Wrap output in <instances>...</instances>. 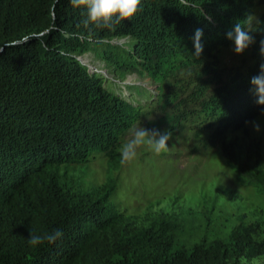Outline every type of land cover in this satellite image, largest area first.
Masks as SVG:
<instances>
[{
	"label": "trees",
	"instance_id": "16d2710c",
	"mask_svg": "<svg viewBox=\"0 0 264 264\" xmlns=\"http://www.w3.org/2000/svg\"><path fill=\"white\" fill-rule=\"evenodd\" d=\"M257 2L264 0H146L131 21L98 30L84 26L72 0H0V264H246L243 258L264 255L257 223L226 236L192 237L168 216L118 211L109 203V184L84 191L60 171L96 152L114 158L139 115L102 72L83 62L88 51L122 71L142 67L164 83L179 71L196 70L200 79L209 73L221 82L210 100L217 125L226 118L227 128L237 129L263 111L250 80L264 64V30L252 33L245 64L228 75L216 64L233 44L226 33L254 14ZM259 20L264 27V15ZM197 29L203 31L199 57ZM127 35L129 48L110 41ZM225 154L236 178L264 194L259 142ZM56 228L64 235L55 244H28L30 231Z\"/></svg>",
	"mask_w": 264,
	"mask_h": 264
},
{
	"label": "rangeland",
	"instance_id": "374dc122",
	"mask_svg": "<svg viewBox=\"0 0 264 264\" xmlns=\"http://www.w3.org/2000/svg\"><path fill=\"white\" fill-rule=\"evenodd\" d=\"M253 15L258 19L264 15V2H257ZM110 41L129 48L133 37ZM250 51L249 47L237 55L234 43L223 48L216 63L218 69L228 75L231 69L252 58ZM80 57L90 69L102 72L105 83L132 102L139 115L120 140L114 158L96 152L82 162L63 164L61 172L84 191L109 184V203L118 211L131 217L146 213L168 216L182 224L185 234L192 237H202L204 232L226 236L231 229L252 223L264 229V194L236 178L225 154L226 150L233 151L236 156L237 150L250 140L259 142L264 154V110L246 122L240 121V128H227L225 122L231 121L226 118L220 126L210 118L217 111L210 106V100L212 89L221 82L209 73H200V79L194 69L179 71L164 83L142 67L137 72L122 71L95 51ZM169 117L175 120L170 121ZM257 123L259 132L254 129ZM138 126L149 131H169V150L156 155L142 148L131 164L122 165L120 146ZM242 262L264 264V255L243 258Z\"/></svg>",
	"mask_w": 264,
	"mask_h": 264
},
{
	"label": "clouds",
	"instance_id": "9594fccd",
	"mask_svg": "<svg viewBox=\"0 0 264 264\" xmlns=\"http://www.w3.org/2000/svg\"><path fill=\"white\" fill-rule=\"evenodd\" d=\"M146 0H72L75 7L79 8L84 16L85 27H93L98 30L113 29L123 21H131L142 10ZM262 22L253 14H248L243 20H238L233 28L226 33V38L234 43V52L242 55L255 43L252 33L264 30ZM203 31L197 29L195 33V55L203 53ZM260 54L264 56V40L260 41ZM250 91L256 97V103L264 106V64L260 65V72L250 80ZM255 131L259 132V124H254ZM171 133L167 130L161 132L157 129L151 131L136 127L128 139L120 146V163L131 164L138 156V150L147 148L156 155L166 153L169 150L168 142ZM64 233L56 228L50 232L35 234L30 231L28 244L30 246L53 245L63 238Z\"/></svg>",
	"mask_w": 264,
	"mask_h": 264
}]
</instances>
